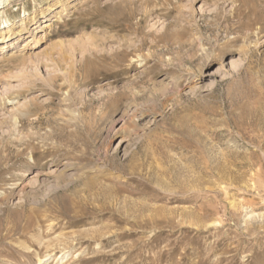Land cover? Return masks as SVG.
<instances>
[{
  "label": "rangeland",
  "instance_id": "1",
  "mask_svg": "<svg viewBox=\"0 0 264 264\" xmlns=\"http://www.w3.org/2000/svg\"><path fill=\"white\" fill-rule=\"evenodd\" d=\"M60 10L0 51V264H264V0Z\"/></svg>",
  "mask_w": 264,
  "mask_h": 264
},
{
  "label": "bare ground",
  "instance_id": "2",
  "mask_svg": "<svg viewBox=\"0 0 264 264\" xmlns=\"http://www.w3.org/2000/svg\"><path fill=\"white\" fill-rule=\"evenodd\" d=\"M76 1V0H57V1H53V0H44V2L47 4L45 9L43 8L40 13H35L32 15L29 14L28 17H25L21 20V22L19 24H15L13 22H11L10 19H7L4 16V12L2 13V17H3V21L0 22V51L4 52L5 50H7L9 47L13 46L15 41H16V36L20 33H24L22 36H20V40L21 41H27L30 38V35L35 34L34 31H31V28L29 27L31 21H32V26L38 24L37 22L38 20V15L40 14V18H45L46 16L49 15V11L50 12H56V14H60L62 12V10H60L61 8L67 9V4H71V2ZM9 1L8 0H0V6H2L0 8V10H5L7 8V3ZM51 2H53L51 4ZM58 9V10H57ZM27 10L24 11V13H26ZM60 18V17H59ZM34 30V29H33ZM5 58V56L3 57V59ZM49 260L46 259H41L39 260V264H46Z\"/></svg>",
  "mask_w": 264,
  "mask_h": 264
}]
</instances>
